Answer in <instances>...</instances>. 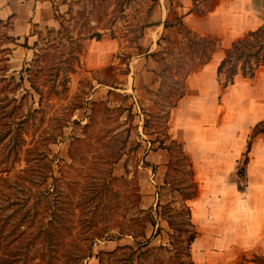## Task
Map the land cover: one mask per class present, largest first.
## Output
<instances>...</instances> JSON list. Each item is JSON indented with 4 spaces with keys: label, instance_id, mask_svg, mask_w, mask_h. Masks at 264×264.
<instances>
[{
    "label": "rangeland",
    "instance_id": "374dc122",
    "mask_svg": "<svg viewBox=\"0 0 264 264\" xmlns=\"http://www.w3.org/2000/svg\"><path fill=\"white\" fill-rule=\"evenodd\" d=\"M211 4L212 0H205L198 8L204 10ZM176 5H173V0H69L66 9L56 13V18L49 27L44 26L45 23L38 27L36 23H32L31 29L38 33V38L30 45L23 38L17 40V36L10 32L14 22L12 16L0 20V47L11 48L10 70L7 74L20 80L22 70L27 77L28 72L24 68L33 65L38 68L40 85L47 93L35 119L39 124L38 130L32 133L31 128L26 134V142L20 150L21 158L16 161L10 173L12 177L23 173L36 142H45L49 137L55 139V142L49 143L48 152L53 158L56 176L64 174L67 179H78L83 183L96 178L98 170L108 172L112 167V175L109 178H115L110 192L113 201L110 214L114 220H129L135 216L137 210L133 203L136 179L140 183L142 205L145 208L156 206L159 190L163 202L180 198L177 191L173 192L169 185L164 183L169 168L170 151L160 146L158 140L166 137L173 107L163 103L158 95L159 87L150 93L148 88L138 81L135 86L137 89H131L132 76L148 68V63L140 57L141 53L152 47V42L160 36L156 26L152 25L158 23L165 6L169 8L171 20H176ZM60 20L69 27V33L74 36H78L80 30H99L102 36L79 38L80 45L65 36L62 39L63 44L74 53H63L62 46H56L54 43L49 45L44 39L49 35L50 29L55 28V34L58 33L57 30L62 28ZM161 36L160 45L154 44L153 49L159 55L164 47L172 49L170 41H178L171 31ZM178 46L182 48V45ZM36 51L40 53L38 61H34ZM174 52H177V49H174ZM5 53L6 51H0V56ZM175 55L177 54L165 55L170 58L168 65L171 66L172 61H175ZM58 67L60 73L56 76ZM127 67L129 72L126 73ZM159 78L161 79V75ZM222 78L224 79V75ZM52 83L60 90L59 93L47 92ZM26 88H30L28 79L22 81L17 95L21 96L26 92ZM126 88L129 90H125ZM30 89L33 96L30 93L23 99L25 110L31 104L41 107L39 93ZM133 94L138 97L140 109L134 108L131 103ZM172 98L175 99V95ZM94 100L101 102L94 105ZM129 106L132 108L130 114L127 109ZM86 123L91 124L88 130H84ZM169 142L170 139L166 138V143ZM42 146L46 147L44 144ZM71 148H75L76 159L70 155ZM172 148L175 161L168 178L182 184L189 180L187 166L178 156V146L172 144ZM117 156L119 158L114 162ZM44 159L47 160L46 157ZM154 160H157V163ZM99 165L103 168L98 167ZM235 178L238 182H245V174L237 173ZM61 184L65 185L63 182ZM227 194L223 190H210L188 200L192 207L193 219L201 233L214 229L212 235L216 239L220 232L216 228L221 220L223 224L229 223L228 218L242 209V204L232 196L228 198ZM78 198L77 196L76 199ZM79 213L80 209H77L76 215ZM166 216L157 215L158 224L161 226L158 232V224L149 223L146 228L151 239L150 246H154L150 251L149 261L155 256L164 258L165 261L171 257V264H180L184 255L174 254L176 249L171 244V233L177 231L170 226ZM114 232H117V229ZM138 239L144 238L136 239L127 234L121 238L98 239L93 244V254L79 260L78 264H99L97 254L101 249H111L118 244H132L137 247ZM196 242H200V239ZM196 242L192 245L193 258L197 264H206L207 254L203 248H196ZM81 243L84 247L87 246L86 243ZM210 249L213 259L211 264H218L219 259L216 256L219 253L214 250L222 248L216 241ZM247 256L253 258L254 254L250 251ZM158 262L165 264L159 260ZM109 264L129 263L113 260ZM249 264L256 263L249 261Z\"/></svg>",
    "mask_w": 264,
    "mask_h": 264
},
{
    "label": "trees",
    "instance_id": "16d2710c",
    "mask_svg": "<svg viewBox=\"0 0 264 264\" xmlns=\"http://www.w3.org/2000/svg\"><path fill=\"white\" fill-rule=\"evenodd\" d=\"M198 1L194 0L195 7ZM180 23L181 32L186 40V50L182 54L175 55L173 59L175 61H172L171 66L168 65L160 72L161 82L158 88V95L161 96L163 103L172 107L185 93L188 74L196 66L210 60L220 40L218 37L196 33L182 20ZM60 24L62 28L57 30V34L55 28L50 29L49 35L44 39L49 45L54 43L56 46H62L63 53L67 52L70 55L74 53L71 48L68 49L63 44L62 39L65 36L66 39L76 41L79 45V38L102 36L99 30L92 32L80 30V34L74 36L69 33V27L62 20ZM165 24L167 25V22ZM10 50L8 46L0 47V51H6L4 56H0V264H78L79 260L93 254V244L96 240L121 238L127 234L136 239L138 237L144 239L137 240V247L132 244H118L111 249H101L97 254L99 264H109L113 260L129 264H159V260L171 264V257L165 261L164 258L155 256L149 261L150 251L154 246H150L151 239L147 235L146 228L149 223L158 224L156 218L158 214L161 216L166 214L170 226L176 228L177 232L171 233L173 237L171 244L176 249L174 254L184 255V258L180 259V264H196L192 245L200 231L193 219L192 207L188 200L199 194V182L192 157L183 142L170 135L169 127L166 137L158 138L160 146L170 151L169 168L164 183L168 184L173 192L177 191L180 198L163 202L159 190L156 206L145 208L142 205L140 183L136 179L133 206L137 212L129 220L118 218L114 220L110 214L113 207L110 192L115 178V176L109 178L112 175V167L108 172L98 170L96 178L83 183L78 179H67L64 174L56 176L53 158L48 152L49 143L55 142L53 138L48 137L45 142L44 140L36 142L23 173L14 177L10 175L14 164L21 158L20 150L26 142V134L31 128L32 133L38 130L39 124L35 119L47 94L40 85L38 68L35 66H26L24 70L28 72V76H24L22 70L20 80L14 75L7 74L10 70ZM39 55L40 53L36 51L34 61H38ZM262 64H264V23L235 39L226 47L225 55L218 66L220 82L223 87H227L235 82L236 74L239 72L253 77ZM59 73L58 67L55 75ZM24 79H28L30 88L39 93L41 107L31 104L25 110L23 99L31 93V89L26 88V92L21 96L17 95V90ZM53 79L55 81L56 77ZM53 85L54 83L48 87L47 92L59 93L60 90ZM31 95L33 96L32 93ZM173 95L175 99L172 98ZM98 102L101 101L94 100L93 104L98 105ZM127 109L130 114L131 106ZM89 126L91 124L86 123L84 130H88ZM259 133H264V119L258 121L249 133L243 160L238 166V175L245 174L253 140ZM166 138L170 139L169 143H166ZM43 144L46 147L43 148ZM172 144L178 146V156L187 166L189 180L182 184L168 178L175 161ZM70 155L76 159L75 148L70 149ZM118 158L115 157L113 161L116 162ZM98 167L103 168L100 165ZM238 185L242 188L244 183L238 182ZM178 202L180 204L177 205ZM77 209H80L78 216ZM115 229L117 232H114ZM156 229L158 232L161 226L158 224ZM81 242L86 243L87 246L84 247ZM247 254V252L242 254L240 261L232 264H249V261L264 264V254L253 252V258H249Z\"/></svg>",
    "mask_w": 264,
    "mask_h": 264
},
{
    "label": "crops",
    "instance_id": "0c3cea01",
    "mask_svg": "<svg viewBox=\"0 0 264 264\" xmlns=\"http://www.w3.org/2000/svg\"><path fill=\"white\" fill-rule=\"evenodd\" d=\"M68 1L0 0V20L12 16L14 22L10 32L17 36V40L23 38L30 45L38 38V33L31 29L32 23L37 27L45 23L44 26L49 27L56 13L66 9ZM175 2L173 0V5ZM204 2L199 0L195 7L194 0H178L176 20H171L169 8L165 6L158 23L152 25L156 26L160 36L140 56L148 63V68L132 76L131 89H137L135 86L139 81L150 93L156 90L161 82L160 72L170 62L165 55L184 53L186 40L180 20L200 35L220 39L210 60L188 74L185 93L171 110L169 132L183 142L193 159L199 194L223 190L228 193V198L232 196L242 204L241 212L229 217V223L223 224L221 220L216 228L220 231L216 239L212 235L214 229H211L204 234L199 232L195 240L200 239V242H193H196V248H203L207 254L206 264L213 261L210 247L216 241L222 248L214 250L219 253L216 256L218 264L234 263L246 252L264 254V133L257 134L253 140L242 188L235 178L249 133L258 121L264 119V64L257 68L253 77L239 72L235 82L227 87L220 82L218 66L227 46L264 23V0H212L210 7L203 11L198 7ZM170 31L178 41H170L172 49L164 47L162 54H157L153 50L154 44L160 45L161 35ZM29 45L28 48H32ZM132 97V105L140 109L137 95Z\"/></svg>",
    "mask_w": 264,
    "mask_h": 264
}]
</instances>
